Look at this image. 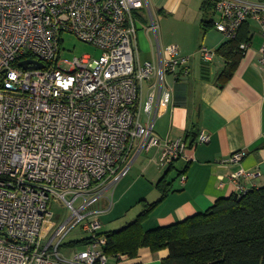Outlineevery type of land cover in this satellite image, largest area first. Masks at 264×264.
Segmentation results:
<instances>
[{"label":"built area","instance_id":"obj_1","mask_svg":"<svg viewBox=\"0 0 264 264\" xmlns=\"http://www.w3.org/2000/svg\"><path fill=\"white\" fill-rule=\"evenodd\" d=\"M214 1L212 25L228 41L243 22L258 24L264 73V0ZM146 2L0 0V264H126L125 254H105L96 214H84L103 194L98 188L113 187L149 149L162 147L160 165L170 166L209 143L203 132L191 146L153 132L155 105L170 102L166 78L188 74L190 57L157 42L158 62L139 61L135 17L150 12ZM150 14L147 28L157 39ZM63 33L98 48L100 57L61 59ZM198 50L206 61L215 55L204 46ZM24 61L42 68L23 69ZM244 156L234 153L227 163ZM253 176L243 169L229 173L236 196L249 190L242 182ZM185 181L180 175V186ZM52 199L72 211L58 226L48 219ZM81 222L88 243L66 258L59 251Z\"/></svg>","mask_w":264,"mask_h":264},{"label":"crops","instance_id":"obj_2","mask_svg":"<svg viewBox=\"0 0 264 264\" xmlns=\"http://www.w3.org/2000/svg\"><path fill=\"white\" fill-rule=\"evenodd\" d=\"M242 1L256 3L260 0ZM203 2L147 0L150 12L142 11L139 18L143 21L136 22L135 41L141 63L158 62L157 42L162 50L168 45H176L182 55L190 57L188 74L178 79L166 78L170 102L155 105L154 134L161 140H180L188 146L194 145L200 132L210 139L209 143L193 148L189 153L190 160H178L173 166L160 165L162 147L149 149L146 153L149 158L140 174L146 184L139 187L136 203L155 202L161 195L155 186L165 175L172 191L142 223L145 231L204 214L219 199L234 195L235 187L228 175L236 170L254 174L249 181L242 182L249 189L264 187V73L258 60L263 39L258 24L253 20L246 21L249 46L237 60L231 78L221 85L220 73L227 61L217 51L228 40L214 27L205 30L201 26L203 19L213 22L218 18L214 6L204 13ZM149 13L158 27L157 39L144 24L149 23ZM202 46L214 51L211 60L206 61L199 54L198 49ZM141 55L145 57L143 61ZM239 152L245 155L240 163H227V158ZM182 174L186 181L180 186ZM167 255V250L151 252L141 248L132 262L161 264ZM128 261L126 264H130Z\"/></svg>","mask_w":264,"mask_h":264},{"label":"trees","instance_id":"obj_3","mask_svg":"<svg viewBox=\"0 0 264 264\" xmlns=\"http://www.w3.org/2000/svg\"><path fill=\"white\" fill-rule=\"evenodd\" d=\"M203 1L205 13L215 1ZM246 23H242L235 39L227 41L217 51L227 61L220 73L221 85L231 78L243 54L240 45L249 43ZM212 24L203 19L201 26L206 30L213 27ZM165 178L166 175L155 186L160 197L153 203L140 201L143 210L131 223L119 230L101 233L107 240L106 255L125 254L133 264L138 250L147 248L151 252L167 250L168 255L161 264H264V187L219 199L204 214L183 222L145 231L142 223L172 191L171 183ZM87 243V239H79L71 244L80 247Z\"/></svg>","mask_w":264,"mask_h":264},{"label":"rangeland","instance_id":"obj_4","mask_svg":"<svg viewBox=\"0 0 264 264\" xmlns=\"http://www.w3.org/2000/svg\"><path fill=\"white\" fill-rule=\"evenodd\" d=\"M136 20L143 21L141 18L135 17ZM146 26H149L148 22H145ZM61 54H59L61 59L71 60L74 57H81L83 55H88L93 59L100 57L101 50L98 48L81 43L72 34L63 33L61 35ZM143 61L145 57L140 56ZM149 155L143 153L140 155L138 160L134 162L133 166L129 172L124 175L119 181H117L113 187H109L111 182L103 185L102 188H98V191H102L101 197L91 205L84 214L92 215L96 214V218L100 222V233H107L110 231L119 230L124 227L125 224L131 223L136 216L141 211V207L138 201L139 187L146 184V180L141 177V170L146 159ZM108 188V190L106 189ZM71 200V197H67ZM48 217L56 226L60 225L62 222L66 221L72 214L65 203L62 200H53L49 203ZM80 202H76L75 208H79ZM123 215V217H122ZM92 220L89 219V221ZM85 222L79 223V225L74 226L72 231L64 239V246L60 249V253L66 258L71 257L77 251H80L83 246L72 245V242L79 241V239L86 237V233L83 230L82 225Z\"/></svg>","mask_w":264,"mask_h":264},{"label":"water","instance_id":"obj_5","mask_svg":"<svg viewBox=\"0 0 264 264\" xmlns=\"http://www.w3.org/2000/svg\"><path fill=\"white\" fill-rule=\"evenodd\" d=\"M19 67L23 69H30V68L39 69V68H42V64L31 62V61H24V62L19 63Z\"/></svg>","mask_w":264,"mask_h":264}]
</instances>
